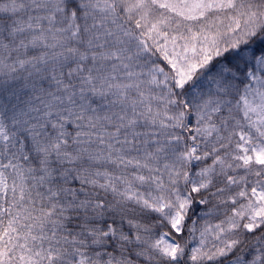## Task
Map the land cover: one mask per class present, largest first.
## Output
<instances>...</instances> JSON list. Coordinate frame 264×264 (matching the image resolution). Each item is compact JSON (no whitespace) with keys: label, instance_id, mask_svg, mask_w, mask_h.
I'll return each instance as SVG.
<instances>
[{"label":"snow or ice","instance_id":"6c2138e0","mask_svg":"<svg viewBox=\"0 0 264 264\" xmlns=\"http://www.w3.org/2000/svg\"><path fill=\"white\" fill-rule=\"evenodd\" d=\"M0 264H264V0H0Z\"/></svg>","mask_w":264,"mask_h":264}]
</instances>
